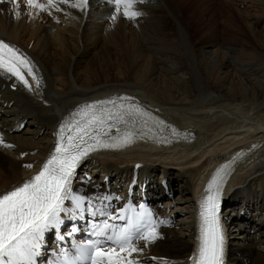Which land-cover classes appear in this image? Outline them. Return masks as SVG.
Wrapping results in <instances>:
<instances>
[{
  "label": "bare ground",
  "instance_id": "1",
  "mask_svg": "<svg viewBox=\"0 0 264 264\" xmlns=\"http://www.w3.org/2000/svg\"><path fill=\"white\" fill-rule=\"evenodd\" d=\"M183 1L144 0L133 8L141 15L131 20L123 8L110 19L115 6L107 0H88L86 10L71 7L75 0L51 5L37 0L43 10L27 7L25 0H18V8L12 0L0 3V40L29 59L40 81L37 87L24 72L29 91L0 73V194L40 169L57 140L58 125L88 101L133 96L132 101L189 132L191 140L91 154L76 169L74 193L102 198L138 185L156 198L157 221H168L147 247L137 242L143 251L132 258L139 264H190L198 241L197 199L204 193L200 189L194 196L192 190L211 163L260 141L226 183L219 215L223 264H264V28H258L264 0L202 1L235 11L257 44L239 40L240 46L236 37L227 39L214 28L218 13L213 11L200 13L208 31L203 38L209 40L202 44L195 33L203 25L196 29L183 18ZM245 3L257 14L242 11ZM65 204L71 207L70 201Z\"/></svg>",
  "mask_w": 264,
  "mask_h": 264
},
{
  "label": "snow or ice",
  "instance_id": "2",
  "mask_svg": "<svg viewBox=\"0 0 264 264\" xmlns=\"http://www.w3.org/2000/svg\"><path fill=\"white\" fill-rule=\"evenodd\" d=\"M3 2L4 0H0V3ZM25 2L27 7L40 10L44 8L37 0ZM53 2L54 0H49L50 5ZM60 2L67 3L68 0ZM143 2L144 0H107L109 5L115 6L110 19L115 20L121 8L125 18L135 19L141 13L133 8L137 3ZM12 4L19 7L18 0H12ZM70 6L86 10L88 0H75ZM15 15L19 17L20 13L17 11ZM24 71L39 87L40 81L29 59L14 46L0 40V73L15 77L16 81L31 91V85L23 75ZM133 99L120 96L80 107L60 128V133L67 129L75 135H69L65 142L64 136L58 133L60 138L54 151L38 172L0 194V264H38L46 233L55 230L57 240L63 241L64 236L60 232V226L64 223L63 216L72 213L73 218L77 214L83 217L85 211L93 219L97 214L106 217L100 223L92 225L91 235L96 239H89L85 244L73 243L72 250L61 245L50 264H139L131 259L134 253L143 251L137 247V242L143 240L144 247H147L159 238L158 227L167 221L154 220L153 214L143 204L139 205L135 219L127 215L130 211L128 204L121 206L113 215L103 206V201L120 197L85 198L76 195L72 188L76 169L92 152L101 149L119 150L129 146L138 134L144 132L147 122L154 120L143 107L132 103ZM155 123L165 126L163 121L155 120ZM121 125L124 126L123 130ZM113 128L115 135H110ZM172 132L179 135L175 129ZM106 137L110 138L105 139ZM25 167L31 168L32 165ZM224 167L227 166H222L214 174L205 190L208 194L201 202L198 255L193 264H223L224 236L219 209L222 192L220 181ZM94 199L101 201L100 207L94 206ZM65 201H70L71 207L66 206ZM109 220L126 221V225L117 227L115 223L110 224ZM76 231L78 229L74 226L69 235Z\"/></svg>",
  "mask_w": 264,
  "mask_h": 264
},
{
  "label": "rangeland",
  "instance_id": "3",
  "mask_svg": "<svg viewBox=\"0 0 264 264\" xmlns=\"http://www.w3.org/2000/svg\"><path fill=\"white\" fill-rule=\"evenodd\" d=\"M202 1L203 0H200V1L197 0V2H196V0H185V1H183L184 2L183 5H182L183 18L185 20L188 19V22H189V24L191 26H193L196 29H197V26L201 28V25H203L202 22H201V16L204 13L206 15H210L213 12L214 13L217 12L218 14L215 13V14H217V17H218L217 18V22H215L216 26L212 25L213 23L211 25H212V27L215 26L214 28H218L219 29L218 31L221 33V35L223 37L225 36V38H227V39H233V37L234 38L236 37L238 40L236 38L233 39V40L236 41L235 42L236 44L235 43L234 44L237 45V46L244 45L247 42H250V44H252V45H257L255 40L253 39V37L246 30L245 26L240 22L239 16L235 13V11H233V9L228 8V7H224V6H221V5H216V4H214V5L212 4L215 7V8L214 7L212 8V5L210 3H205L206 4L205 5L204 3L202 4ZM201 5L204 6V7H202ZM210 5H211V7H207V6H210ZM251 7L252 6L248 5V3H245L244 7H242L241 10L242 11L243 10H248V12L250 11V14H252V12H253L252 15L257 14V11L254 8H253L254 9L253 10ZM203 8L207 9L208 11H206ZM210 9H211V12H209ZM223 10H224V13H223ZM200 13H202L201 16H200ZM260 17L263 18V16H260ZM234 24H235V26H234ZM204 26L205 25H203V27L195 33V37L197 39H202L203 36H204V33L208 32V31L204 32V30H205ZM236 26H237V28H235ZM214 28H211V29L213 30ZM258 28L259 29H263L264 28V19H260V22L258 24ZM262 31H263L262 34H264V30H262ZM243 40H245V41H243ZM201 41H202V44H205L209 40H208V38H203V40H201ZM237 41H238V43L240 42V45L237 43ZM93 53H94V51H90V54H93Z\"/></svg>",
  "mask_w": 264,
  "mask_h": 264
}]
</instances>
